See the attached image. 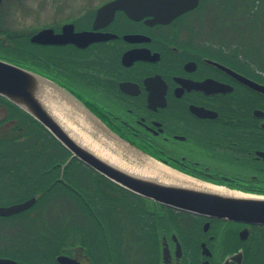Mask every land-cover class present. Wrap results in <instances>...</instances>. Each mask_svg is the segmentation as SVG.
Masks as SVG:
<instances>
[{"label": "flooded vegetation", "instance_id": "obj_1", "mask_svg": "<svg viewBox=\"0 0 264 264\" xmlns=\"http://www.w3.org/2000/svg\"><path fill=\"white\" fill-rule=\"evenodd\" d=\"M60 1L54 11L72 13L32 35L43 28L59 34L72 24L74 33L91 31L99 38L31 42L30 69L56 89L51 102L74 108L68 112L78 129L138 167L159 164L195 184L264 193V42L256 40V25L247 19L263 0H178L180 11L159 20L150 14L132 18L122 9L96 19L111 0ZM237 16L226 29L224 22ZM248 52L261 64L249 61ZM24 113L0 98V210L29 202L0 212V264H246L248 242L264 225L167 206L75 157L34 177L33 165L22 162L23 149L15 153L2 145L39 129L66 154L65 162L70 152ZM74 162L93 179H65ZM60 184L77 206L57 221L38 210L41 201L54 200ZM120 203L127 224L119 223L121 212L113 214ZM43 217L48 224L29 227Z\"/></svg>", "mask_w": 264, "mask_h": 264}, {"label": "water", "instance_id": "obj_2", "mask_svg": "<svg viewBox=\"0 0 264 264\" xmlns=\"http://www.w3.org/2000/svg\"><path fill=\"white\" fill-rule=\"evenodd\" d=\"M1 2L2 0H0V4ZM170 2L174 3L172 7ZM177 2L178 0H111L98 9L96 19L112 18L116 9H122L132 18L137 19L143 15L150 14L156 20H159L165 13H178L180 10L175 4ZM72 28V24H66L59 34L53 33L50 28H43L38 33L31 35L30 41L32 43H49L51 42L50 39H54V42L59 43V39H63L60 42L70 41L78 44L80 41L88 43L99 38L95 32L83 31L74 33ZM248 83L260 88L252 81H248ZM55 91L56 89L49 86L48 78L30 68L0 58V97L10 101L37 120L70 152V157L64 165L75 157L119 185L167 206L208 217L264 225V193L220 186L217 187L223 188L224 191H215L183 184L163 183L155 177L129 173L109 160L96 155L79 138H75L66 132L49 110L48 103H50L51 97H54ZM66 105L62 106V113L69 121L77 125V121L68 112L69 109L74 108ZM75 118L78 119L80 116L77 114ZM87 137L90 139L89 134ZM91 140L101 145V141H96L93 138ZM101 146L108 148L112 152L110 149L111 145L102 142ZM112 153L123 161L127 160L123 159V154L121 153ZM230 191L240 194L228 193ZM28 204L29 202H24L1 209L0 212L16 211L26 207Z\"/></svg>", "mask_w": 264, "mask_h": 264}, {"label": "rangeland", "instance_id": "obj_3", "mask_svg": "<svg viewBox=\"0 0 264 264\" xmlns=\"http://www.w3.org/2000/svg\"><path fill=\"white\" fill-rule=\"evenodd\" d=\"M84 1L85 0H61L60 3L61 5H63V3H68V2L81 3ZM98 1L100 0H92L91 1L92 5L96 4ZM54 3H56V0H2L0 5V30L8 31V32L9 31L16 32L17 35L18 34L28 35V39L30 41V36L36 29L52 23L55 24L59 23L60 20L64 19L66 16L72 13L70 8H66L65 11L62 10L61 8L60 11L57 10L54 11V7H53ZM248 10H251V8H249ZM235 18H238V16L231 17L224 22L226 29H232L235 26L234 25ZM247 19L251 20L252 23L256 25L254 27V29H256L258 32V33L254 32V35L257 36L256 40L264 42V0L261 6L256 11V13ZM251 21L250 23H248V25L251 24ZM233 34L234 33H229V36H233ZM2 36L4 35L0 34V38H2ZM248 39H250V37H248ZM4 43L6 44L7 42L4 41ZM252 55L253 54H249L248 52V58L250 59L248 60L256 65L261 64V62H259V59H254ZM248 66H255V65L249 64ZM262 77H264V75H262ZM3 131H4L3 136L7 137L8 130H3ZM23 136L22 139L21 138L14 139L13 143L6 142L4 145H2V149L5 151L13 150L15 151V153L16 152L20 153L21 150L23 149L22 162L23 164L33 165L30 167V169H33L32 173L34 177H36L35 176L36 172L40 173L44 171V169L48 168L53 163L57 164L58 162H61L65 164V160L67 157L66 154L45 133L43 132L41 133L40 130L38 129L37 131H26V133ZM10 157H11L10 155H7L6 157L7 160H10ZM57 169L58 168H56L54 172L56 173V177H59L58 174L59 169L58 170ZM92 176L93 175L91 171L85 169L78 162H74L73 165H70L69 171H66L64 178L67 180L68 179L79 180L86 178L93 179L91 178ZM44 178L47 177L43 175L39 179L44 180ZM103 188L105 189V186H103ZM104 189H103V194L110 195L109 191H107L108 189L105 190ZM66 191L67 189L65 188V186H63V184L57 185L54 189L53 194L51 195V197H53L54 199L53 200L54 202L53 201L47 202L45 200L46 202L43 203L41 201L39 203L38 212L39 213L41 212L43 214L46 212L47 214L52 213L51 216L53 217V219L55 218V220L57 221L62 220L65 210H71L72 212H75L73 205L77 206V202L73 200L76 204L75 205L71 201L73 198L69 196L68 193H66ZM120 206H123L124 210H121ZM117 211L121 212L117 214L119 218L121 217L119 223L127 224L128 213L126 212L125 205L123 203L119 204V206L113 211V214ZM38 222L39 224L42 223L48 224V219L47 217L39 218V220L34 219L32 223H30L29 227L36 228L38 226ZM58 223L55 224L57 225ZM129 237L131 242L133 239V235L131 234ZM128 251L132 253L131 245L128 246ZM255 258L257 262L255 263L253 256L254 262H252L251 260L250 264H254V263L264 264V251L261 249V252H255Z\"/></svg>", "mask_w": 264, "mask_h": 264}, {"label": "bare ground", "instance_id": "obj_4", "mask_svg": "<svg viewBox=\"0 0 264 264\" xmlns=\"http://www.w3.org/2000/svg\"><path fill=\"white\" fill-rule=\"evenodd\" d=\"M49 110L54 115V117L60 122V125L66 130V132L70 133L75 138H79L83 142V144L89 148H91L96 155L100 156L101 158L109 160L116 166L126 170L129 173L137 174L140 176L145 177H155L158 181L163 183H176V184H183L185 186H192L195 188H207L212 189L215 191H224L223 188L205 184H195L191 182L187 177H184L174 171L164 168L159 164H149L148 167H138L134 164H130L129 162L123 161L118 156L114 155L110 152L107 148L94 143L91 138L87 137V135L82 132L73 122L69 121L66 116L62 113L61 108L62 106L57 105L54 102L49 101ZM239 195L238 192H228Z\"/></svg>", "mask_w": 264, "mask_h": 264}, {"label": "trees", "instance_id": "obj_5", "mask_svg": "<svg viewBox=\"0 0 264 264\" xmlns=\"http://www.w3.org/2000/svg\"><path fill=\"white\" fill-rule=\"evenodd\" d=\"M0 34L4 35L2 38H0V58L27 68H31L33 58V44L29 41L28 35H17L16 32H8L3 30H0ZM4 41H6L8 44H5ZM24 116L28 117L29 119L31 118L26 113H24ZM259 228H261L259 231L253 232L251 240L248 242V248L246 250V264H250L251 260L252 262L255 260L256 263L257 261L255 258V252H261V249L264 251V226Z\"/></svg>", "mask_w": 264, "mask_h": 264}]
</instances>
